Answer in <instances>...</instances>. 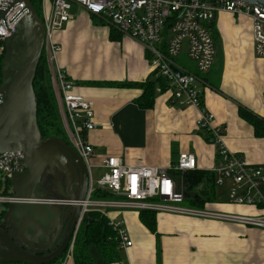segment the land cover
I'll use <instances>...</instances> for the list:
<instances>
[{
	"label": "crops",
	"instance_id": "0c3cea01",
	"mask_svg": "<svg viewBox=\"0 0 264 264\" xmlns=\"http://www.w3.org/2000/svg\"><path fill=\"white\" fill-rule=\"evenodd\" d=\"M72 14V20L55 35L61 47L57 68L74 84L75 93L94 103L96 129L87 135L96 155L94 163L119 157L131 166L169 168L181 154L191 153L197 160L196 170L211 172L217 146L200 134L196 108L172 106L168 95H157L154 108L143 110L136 104L138 89L91 85L148 81L151 70L143 45L116 30L112 34V27L101 18L76 5ZM211 33L215 62L211 72L199 75L204 107L213 114L214 127L224 129L226 148L264 173V138L256 137L253 127L239 115L243 107L264 119V60L254 53L252 20L218 13ZM186 51L185 46V55ZM177 62L197 73L196 68ZM228 186L217 187V200L204 209L249 217L264 214V203H230ZM259 193L264 201V182ZM185 207L194 208L187 201ZM109 216L124 224L133 243L130 248H119L123 264H264L263 229L162 213L157 214V233L153 234L140 222L139 212L110 210ZM88 252L89 264H105L95 245ZM68 264H75L74 260Z\"/></svg>",
	"mask_w": 264,
	"mask_h": 264
},
{
	"label": "built area",
	"instance_id": "2783aa9c",
	"mask_svg": "<svg viewBox=\"0 0 264 264\" xmlns=\"http://www.w3.org/2000/svg\"><path fill=\"white\" fill-rule=\"evenodd\" d=\"M12 0H0V10ZM76 5L92 16L101 18L123 36L143 45L149 55L151 76L167 84L169 103L181 108L194 107L199 111L198 130H209L213 144L217 146L216 162L212 169L216 187L228 186L230 203L245 206H261L264 203L259 185L264 182V173L253 167L223 143L224 129L214 127V116L208 112L199 90V75L211 72L216 56V46L211 33V24L218 13L226 12L252 20L254 53L264 60V7L245 0H40V17L45 27L44 53L59 104L63 127L70 144L87 167L90 188L83 203L74 237L59 264L74 260V242L83 218L96 212L108 219V225L117 234L120 249L132 247L127 229L122 222L110 218V210L153 211L187 217L217 220L264 230V214L259 217L219 214L208 210L185 207L183 179L178 183L171 173L194 171L197 160L194 154L184 153L175 165L169 168L131 166L119 157H107L94 163L96 155L87 135L96 129L94 103L75 93L74 84L57 68V56L61 47L55 35L73 18ZM25 5L16 4L0 22V56L4 40L15 33L19 20L25 15ZM185 46L187 57L197 73L187 70L177 60ZM173 67L182 73L179 77ZM1 87V85H0ZM163 88L156 86L157 95ZM4 94L0 92V105ZM22 153L0 154V182L11 181L15 173L22 171ZM92 168L105 173L94 187ZM95 189L106 191L112 199L92 198ZM12 196L0 195V204L9 205Z\"/></svg>",
	"mask_w": 264,
	"mask_h": 264
},
{
	"label": "water",
	"instance_id": "95a60500",
	"mask_svg": "<svg viewBox=\"0 0 264 264\" xmlns=\"http://www.w3.org/2000/svg\"><path fill=\"white\" fill-rule=\"evenodd\" d=\"M245 1L264 7V0ZM16 4L25 5V15L3 43L6 54L1 66L4 100L0 105V154L22 153L23 159L22 171L11 180L13 201L0 211V264H52L63 257L72 242L90 180L85 163L66 141L42 136L34 80L46 32L31 0L8 2L0 10V22ZM173 71L182 77L175 67ZM50 171L54 178L60 175L55 190L61 199L46 198Z\"/></svg>",
	"mask_w": 264,
	"mask_h": 264
},
{
	"label": "trees",
	"instance_id": "16d2710c",
	"mask_svg": "<svg viewBox=\"0 0 264 264\" xmlns=\"http://www.w3.org/2000/svg\"><path fill=\"white\" fill-rule=\"evenodd\" d=\"M32 4L40 15V0H31ZM112 34L116 33L114 29ZM114 30V31H113ZM148 55V54H147ZM4 56H0V85L2 84L1 66ZM149 58V55H148ZM92 86H113L121 89H138L141 91L140 96L136 99V104L140 109L151 110L155 106L157 85L163 88V94L167 95V84L163 80L150 79L144 83L136 82H93ZM34 91L38 102V124L43 138L58 137L68 142L66 133L60 115L59 104L53 85L52 74L43 53L42 59L38 65L36 77L34 80ZM203 101V99H202ZM204 105V103H203ZM240 117L248 122L254 129V134L258 138H264V119L254 114L252 111L240 107ZM203 139L213 144L212 135L209 130H199ZM175 180L180 183L183 179L184 193L186 201L194 208L204 209L209 203L217 200V187L215 184V175L211 172H202L198 170L181 173H171ZM12 186L11 181H6L4 187L0 182V194L10 196ZM92 198L112 199V195L106 191L95 189ZM8 207V206H7ZM140 222L153 234L157 233V213L153 211H140ZM108 219L101 214L91 212L85 215L78 230L74 242V263L89 264L92 259L89 255V248L95 245L99 250L105 264H123L120 256V247L117 234L108 225ZM62 259V258H61ZM61 259L52 264H58ZM6 264H28V263H6Z\"/></svg>",
	"mask_w": 264,
	"mask_h": 264
},
{
	"label": "flooded vegetation",
	"instance_id": "af4514ba",
	"mask_svg": "<svg viewBox=\"0 0 264 264\" xmlns=\"http://www.w3.org/2000/svg\"><path fill=\"white\" fill-rule=\"evenodd\" d=\"M6 54V49L4 48L3 52L1 53V55L5 56ZM67 143V142H66ZM70 146L71 144L68 143ZM72 147V146H71ZM73 148V147H72ZM50 175H48L46 178L47 180V187L45 190H46V193H47V199H50V200H54V199H61L62 197H60L57 193H56V186L59 182V177L60 175L57 174V178H54V173H52V171H50ZM71 219V218H70ZM70 219L69 221L66 223L65 227H64V234L66 233V231L69 229V225H70ZM33 253L35 254H38V255H44V254H47V252H36V251H32Z\"/></svg>",
	"mask_w": 264,
	"mask_h": 264
},
{
	"label": "rangeland",
	"instance_id": "374dc122",
	"mask_svg": "<svg viewBox=\"0 0 264 264\" xmlns=\"http://www.w3.org/2000/svg\"><path fill=\"white\" fill-rule=\"evenodd\" d=\"M185 50V49H184ZM179 60L180 62H183L185 63V65L187 66L188 69H194L195 68V63H193L191 60L188 59L187 55L184 54V51L182 53V55L179 57ZM178 107V106H177ZM181 108V107H180ZM184 109V108H182ZM64 128V127H63ZM64 131H65V128H64ZM66 133V131H65ZM66 137L68 138V142H70L69 140V137L66 133ZM105 171L104 170H100L98 168H92L91 170V175H92V179H93V185L94 187L97 186V182L101 179V177L104 175ZM3 178V174L0 172V181L2 180ZM2 183V182H1ZM2 187H4V183H2ZM12 191V190H11ZM1 195V194H0ZM187 204V203H186ZM185 206V203L182 204ZM188 205V204H187ZM7 206L6 205H3V204H0V211L3 210V209H6ZM123 256V255H121Z\"/></svg>",
	"mask_w": 264,
	"mask_h": 264
}]
</instances>
